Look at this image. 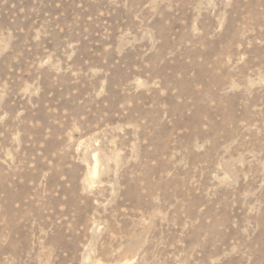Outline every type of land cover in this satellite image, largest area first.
Returning a JSON list of instances; mask_svg holds the SVG:
<instances>
[{
	"label": "rangeland",
	"instance_id": "obj_1",
	"mask_svg": "<svg viewBox=\"0 0 264 264\" xmlns=\"http://www.w3.org/2000/svg\"><path fill=\"white\" fill-rule=\"evenodd\" d=\"M0 264H264V0H0Z\"/></svg>",
	"mask_w": 264,
	"mask_h": 264
}]
</instances>
